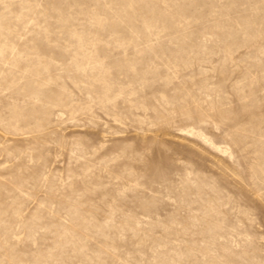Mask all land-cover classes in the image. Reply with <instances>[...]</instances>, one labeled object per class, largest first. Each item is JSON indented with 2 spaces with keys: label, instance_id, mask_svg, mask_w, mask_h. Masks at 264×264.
Wrapping results in <instances>:
<instances>
[{
  "label": "rangeland",
  "instance_id": "1",
  "mask_svg": "<svg viewBox=\"0 0 264 264\" xmlns=\"http://www.w3.org/2000/svg\"><path fill=\"white\" fill-rule=\"evenodd\" d=\"M0 264H264V0H0Z\"/></svg>",
  "mask_w": 264,
  "mask_h": 264
}]
</instances>
